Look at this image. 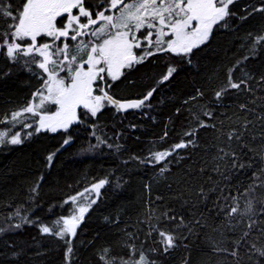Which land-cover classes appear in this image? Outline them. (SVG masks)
<instances>
[{"label": "trees", "instance_id": "16d2710c", "mask_svg": "<svg viewBox=\"0 0 264 264\" xmlns=\"http://www.w3.org/2000/svg\"><path fill=\"white\" fill-rule=\"evenodd\" d=\"M6 3L15 9L23 0ZM260 8L264 0H234L189 56L157 53L102 86L118 100H141L155 89L143 109L109 103L95 116L82 109L78 122L56 132L24 127L34 121L27 117L5 119L33 101L46 73L0 47V133H7L0 144V264H264ZM10 23L0 17V45L14 42L4 35ZM170 67L176 71L160 83ZM16 131L22 143L11 144ZM181 143L186 147H174ZM157 153L169 155L157 160ZM100 181L106 184L75 235L53 234L61 218L76 213L71 198ZM168 235L174 246L165 251Z\"/></svg>", "mask_w": 264, "mask_h": 264}, {"label": "snow or ice", "instance_id": "6c2138e0", "mask_svg": "<svg viewBox=\"0 0 264 264\" xmlns=\"http://www.w3.org/2000/svg\"><path fill=\"white\" fill-rule=\"evenodd\" d=\"M233 3L234 0H101L100 7L108 4V8L95 12L93 18V12L85 9L83 0H23L22 6L15 9L6 0H0V17L12 20L8 27L13 31L4 35H10L14 41H24L26 37L31 41L22 47L21 43H9L5 40L0 47L6 46V55L12 60L21 56L30 57L25 60V64L36 63L47 74L42 85L47 95L44 90L38 89L33 95L39 97V104H30L23 111L37 115L38 109H44L47 113L46 103L58 106L54 113L39 114L38 126L35 128L36 132L44 129L56 132L58 128L67 129L73 123L79 107L87 109L92 116L104 106V101L116 105L118 109L140 108L153 95L155 89L149 91L141 100L121 103L100 87L105 76L116 81L122 75L121 69L142 63L158 52L189 56L194 48L209 39L213 26L229 16L228 7ZM73 9H78L77 15L72 14ZM113 10L115 15L105 14ZM257 10L264 11V8ZM64 14H67L66 23L63 27H57V18H63ZM81 18H86V22H81ZM88 29L91 31L88 32ZM85 35L95 39L87 42L81 40L74 48L67 42L69 39L77 41L78 37ZM41 36L53 38L52 44L37 46V38ZM259 39L264 40V37ZM55 41H61L62 46H57ZM134 48H142L144 55L137 57ZM35 54L43 58L42 62L37 60ZM61 55L63 59H53V56ZM84 56L87 58L84 59ZM175 71L174 67H170L160 83L167 81ZM230 87L239 88L240 84L230 80ZM97 92L102 94H95ZM216 95L219 97L221 93L217 92ZM20 115L19 111L12 113V120ZM24 127L32 125L26 124ZM6 135L7 133H0V144L5 142L3 137ZM27 135L31 136L32 133ZM233 135L234 133H230L229 138ZM236 138L239 139V136ZM9 142L22 143L20 133L12 135ZM68 143L70 138L64 141V144ZM188 143L192 141L189 140ZM174 147L182 148L186 144L181 143ZM53 155L48 157L49 161L53 159ZM166 155L169 153L155 154L157 160L164 159ZM104 183L105 181H100L94 188L98 191ZM71 199L75 200V197ZM237 210L236 207L231 208L229 215ZM86 211L87 208L81 207L79 217L61 218L62 227L53 234L60 238L68 233L75 235L79 220ZM55 223L56 226L61 225L60 220ZM41 231L49 233L51 230L44 226ZM160 235L165 236L164 233ZM166 242L165 251L174 246V238L168 235ZM68 252H71V248H68ZM260 255L264 256V251H260Z\"/></svg>", "mask_w": 264, "mask_h": 264}, {"label": "rangeland", "instance_id": "374dc122", "mask_svg": "<svg viewBox=\"0 0 264 264\" xmlns=\"http://www.w3.org/2000/svg\"><path fill=\"white\" fill-rule=\"evenodd\" d=\"M219 6V5H218ZM106 8H108V4H106L105 6H104V8H102V10L103 9H106ZM98 11H100V10H98ZM76 13V12H75ZM105 14L106 15H109V14H112V15H115L116 14V12H115V10H113L112 12H105ZM75 15V14H74ZM77 15V14H76ZM93 18H95V15H93ZM64 23V22H63ZM64 26V25H63ZM62 25H60V24H58L57 23V27H63ZM216 25H214L213 26V29H214V27H215ZM213 29H212V31H213ZM88 32H90L91 31V29H89V30H87ZM212 33V32H211ZM211 33H210V35H211ZM72 33H70V35H71ZM138 36H139V34H138ZM210 37V36H209ZM89 38V39H88ZM66 39V38H65ZM94 40L95 38L94 37H91V36H89V35H85V36H81V37H78L77 38V41L76 42H70L69 40H67V42L69 43V45H70V47H73L74 48V46L77 44V43H79L81 40H83V41H85V42H87L88 40ZM13 40V39H12ZM45 40V41H44ZM53 39H43V41H41V39H40V37H38L37 38V46H39L41 43L42 44H45V43H47V44H49L51 41H52ZM64 40V39H63ZM14 41V40H13ZM15 43H21V45H23L24 43H23V41H20V40H15L14 41ZM31 41H29V43H30ZM39 42V43H38ZM58 44H57V43ZM23 43V44H22ZM75 43V44H74ZM55 44L57 45V46H62V44H61V41H55ZM133 51H134V53L136 52V54H137V56L139 57V56H141V55H144V52H143V49L142 48H134L133 49ZM158 53H162V52H158ZM71 54V53H70ZM157 54V53H156ZM173 55H177V54H174V53H172ZM151 57V56H150ZM87 57L86 56H84V59H86ZM149 57H147L145 60H147ZM53 59H56V60H60V59H63V56L61 55V56H59V57H57V56H53ZM42 60H43V58L41 57V62H42ZM144 60V61H145ZM77 62H79V60L77 61ZM143 63V62H142ZM142 63H139V64H134L133 66H134V68H136L138 65H141ZM73 66H75V65H73ZM49 67L51 68L52 67V65H49ZM126 69L127 68H124V69H121V72H122V75L126 72ZM57 71H59V68H57L56 69ZM168 71V70H167ZM167 71H166V74H167ZM61 75H64V73H61ZM121 75V76H122ZM120 76V77H121ZM119 77V78H120ZM45 78L47 79V74H46V76H45ZM109 82H114V81H112L111 80V78L110 77H108V76H105V78H104V81L102 82V84H100V87L102 88V86H103V88H104V85L107 83V84H109ZM94 87H95V85H94ZM102 88V89H103ZM41 90H44L45 91V95H47V92H46V89H42V87L40 88ZM95 94H97V95H101L102 93H100V92H97V93H95ZM146 102L147 101H145L144 102V104L141 106V109H143L145 106H146ZM104 103V106H106L107 104H109L107 101H104L103 102ZM30 104H32V105H36V104H39V97L38 96H35V98L33 99V101L30 103ZM29 104V105H30ZM28 105V106H29ZM28 106H26V107H20L19 109H17V110H14L12 113H14V112H17V111H19V112H21V115L19 116V117H17L15 120H12V114L7 118V120H9V122H15V121H17V120H21V119H23L24 117H27L28 119H32V120H34V121H30V123H27V125H32V127H26V128H34V127H36V125L38 126V121H39V114H51V113H54V112H56L57 111V107L58 106H56V105H53V104H50V103H46L45 104V109L47 110V113H45V110L44 109H38L37 111H38V114L37 115H34L33 113H27V112H24L23 110L25 109V108H27ZM103 106V107H104ZM102 107V108H103ZM101 108V109H102ZM85 110V111H88L87 109H84V108H82V107H79V108H77V113H76V119L73 121V123L72 124H70L69 126H68V128L69 127H71L75 122H78L79 121V119H80V110ZM100 109V110H101ZM99 110V111H100ZM123 110V109H122ZM98 111V112H99ZM97 112V113H98ZM88 113H90L89 111H88ZM35 124V125H34ZM58 129H62V128H58ZM57 129V130H58ZM2 133H6L5 131H3ZM16 133H20L19 131H16ZM15 133V134H16ZM21 134V133H20ZM14 135V134H13ZM5 137V136H4ZM3 137V138H4ZM11 137L12 136H10L9 137V140L11 139ZM20 139L22 140V138H21V135H20ZM99 183H97V184H94V185H98ZM105 184H106V182L99 188V190L97 191L95 188H94V185H92L91 187H89V188H87L83 193H82V195H79V196H77V197H75V202H76V207H77V211H76V213H74L73 215H71L70 217H73V216H75V217H79L81 214H80V208L81 207H85V208H87L88 207V205H89V203H91L93 200H95L98 196H99V194H100V191H101V189L105 186ZM70 217H66V218H70Z\"/></svg>", "mask_w": 264, "mask_h": 264}, {"label": "flooded vegetation", "instance_id": "af4514ba", "mask_svg": "<svg viewBox=\"0 0 264 264\" xmlns=\"http://www.w3.org/2000/svg\"><path fill=\"white\" fill-rule=\"evenodd\" d=\"M98 5H96V4H93V5H91V6H89L88 5V1L87 0H83V6L85 7V9H87V10H89V11H92L93 12V15H95V12H97L98 10H102V8L100 7V5H101V0H99L98 2ZM106 4H104L103 5V8H104V6H105ZM76 12V13H75ZM72 14L74 15H76V14H78V9H73V11H72ZM66 20H67V14H64V17L63 18H57V23L58 24H60V25H64L65 23H66ZM64 22V23H63ZM81 22H86V18H81ZM93 27H95V26H93ZM89 30V29H88ZM44 37V38H43ZM47 36H41L40 37V39H41V41H43V39H45ZM48 39H53V38H51V37H47V40ZM62 40L63 39H65V38H61ZM29 41H30V38H25V40H24V45H22V47H24V46H26V44L27 43H29ZM69 41L71 42V40L69 39ZM52 42H53V40L49 43V44H52ZM73 42V41H72ZM57 43V42H56ZM136 53V52H135Z\"/></svg>", "mask_w": 264, "mask_h": 264}, {"label": "water", "instance_id": "95a60500", "mask_svg": "<svg viewBox=\"0 0 264 264\" xmlns=\"http://www.w3.org/2000/svg\"><path fill=\"white\" fill-rule=\"evenodd\" d=\"M137 55V54H136ZM138 57V56H137ZM109 95V94H108ZM109 96H111V95H109ZM111 97H113V96H111ZM114 98V97H113ZM115 100H117V101H120L121 103H125V102H128V101H136L135 99H128V100H118V99H116V98H114Z\"/></svg>", "mask_w": 264, "mask_h": 264}, {"label": "bare ground", "instance_id": "6f19581e", "mask_svg": "<svg viewBox=\"0 0 264 264\" xmlns=\"http://www.w3.org/2000/svg\"><path fill=\"white\" fill-rule=\"evenodd\" d=\"M43 38H44V37H43ZM46 39H47V37H46ZM88 39H89V38H88ZM88 39H87V40H88ZM90 40H91V39H90ZM44 41H45V40H44ZM44 41H43V42H44ZM71 42H72V41H71ZM73 42H76V41H73ZM38 43H39V42H38ZM22 44H23V43H22ZM41 44H42V43H41ZM74 44H75V43H74ZM23 45H24V44H23ZM26 45H27V44H26ZM25 58H26V57H25ZM26 59H27V58H26ZM139 87H140V86H139ZM141 89H143V88H141ZM141 89H140V90H141ZM107 92H108V91H107ZM18 203H19V202H18ZM48 210L50 211V209H48Z\"/></svg>", "mask_w": 264, "mask_h": 264}]
</instances>
